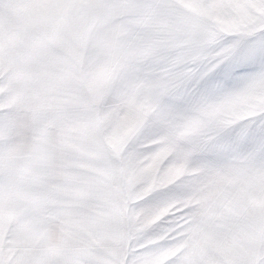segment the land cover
Masks as SVG:
<instances>
[{"label": "snow or ice", "instance_id": "obj_1", "mask_svg": "<svg viewBox=\"0 0 264 264\" xmlns=\"http://www.w3.org/2000/svg\"><path fill=\"white\" fill-rule=\"evenodd\" d=\"M0 264H264V0H0Z\"/></svg>", "mask_w": 264, "mask_h": 264}]
</instances>
